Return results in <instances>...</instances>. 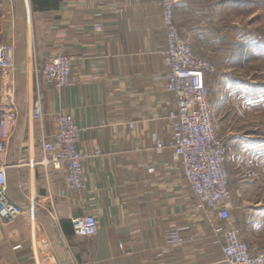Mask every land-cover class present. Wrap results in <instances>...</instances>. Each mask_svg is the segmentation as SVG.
<instances>
[{
	"label": "crops",
	"instance_id": "obj_1",
	"mask_svg": "<svg viewBox=\"0 0 264 264\" xmlns=\"http://www.w3.org/2000/svg\"><path fill=\"white\" fill-rule=\"evenodd\" d=\"M30 9L27 14L24 0H0V42L17 46L11 78L18 119L4 158L7 193L22 208L0 226V264H227L181 162L170 149L155 147V135L170 137L165 115L173 102L164 89L160 6L152 0H30ZM243 10L258 21L264 0H180L176 20L195 52L207 54L214 44L239 42ZM58 55L73 58V84L62 89L35 73ZM36 96L44 110L38 121L31 117ZM65 113L83 129L78 147L102 154L86 162L84 191L60 197L65 172L40 163L41 139L56 132V116ZM242 201L235 225L246 222L262 246L264 206ZM89 213L97 217L98 235L77 236L72 218ZM252 244V252L263 251ZM68 255L72 260H60Z\"/></svg>",
	"mask_w": 264,
	"mask_h": 264
},
{
	"label": "built area",
	"instance_id": "obj_2",
	"mask_svg": "<svg viewBox=\"0 0 264 264\" xmlns=\"http://www.w3.org/2000/svg\"><path fill=\"white\" fill-rule=\"evenodd\" d=\"M152 1L162 10L166 37V48L162 53L168 68L164 89L173 96L172 107L165 115L170 137L164 140L155 135V147L158 151L170 149L181 162L184 177L197 200L196 208L209 218L217 242L222 243L226 263L264 264V250L252 252L242 238L241 230L233 224L235 202L227 165L228 152L218 131L208 87V75L215 71V66L208 57L195 52L189 39L181 36L176 20V4L180 0ZM24 4L29 14L30 0H24ZM16 54L15 43H0V69L8 76L16 70ZM72 67L71 56L58 55L37 65L35 73L44 82L62 89L73 84ZM31 117L37 121L44 117L40 96L33 100ZM17 119L15 108L0 115V226L16 219L22 211L7 193L8 165L4 160L10 127ZM56 127L54 134L42 136L40 163L46 168L65 172V187L58 191L60 197H65L68 193L84 191L86 162L100 157L102 152L78 147L83 129L71 113L58 114ZM29 200L30 210L34 213L38 201L36 197ZM72 224L77 236L94 237L99 233V223L93 213L72 218Z\"/></svg>",
	"mask_w": 264,
	"mask_h": 264
},
{
	"label": "rangeland",
	"instance_id": "obj_3",
	"mask_svg": "<svg viewBox=\"0 0 264 264\" xmlns=\"http://www.w3.org/2000/svg\"><path fill=\"white\" fill-rule=\"evenodd\" d=\"M247 14L242 11L239 42L214 44L207 54L196 51L215 66L208 75V87L228 152L234 213L240 199L264 206V15L258 14L262 18L255 21ZM14 91L11 76L0 69V115L12 108ZM238 228L250 246L254 242L264 250L261 236L249 230L246 222Z\"/></svg>",
	"mask_w": 264,
	"mask_h": 264
},
{
	"label": "water",
	"instance_id": "obj_4",
	"mask_svg": "<svg viewBox=\"0 0 264 264\" xmlns=\"http://www.w3.org/2000/svg\"><path fill=\"white\" fill-rule=\"evenodd\" d=\"M60 260L63 261V262H65L67 260H72V257L68 255L67 258L66 257L65 258L62 257Z\"/></svg>",
	"mask_w": 264,
	"mask_h": 264
}]
</instances>
